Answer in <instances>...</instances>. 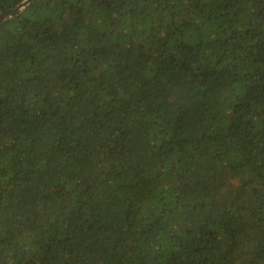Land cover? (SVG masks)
<instances>
[{"label": "trees", "instance_id": "trees-1", "mask_svg": "<svg viewBox=\"0 0 264 264\" xmlns=\"http://www.w3.org/2000/svg\"><path fill=\"white\" fill-rule=\"evenodd\" d=\"M0 264H264V0L2 21Z\"/></svg>", "mask_w": 264, "mask_h": 264}, {"label": "water", "instance_id": "water-1", "mask_svg": "<svg viewBox=\"0 0 264 264\" xmlns=\"http://www.w3.org/2000/svg\"><path fill=\"white\" fill-rule=\"evenodd\" d=\"M32 0H25L23 2V4H21L19 7L15 8L14 10H11V11H8V12H5L3 13L1 16H0V23L8 18H11L13 16H16L19 14V12L22 10V8L28 4L29 2H31Z\"/></svg>", "mask_w": 264, "mask_h": 264}]
</instances>
